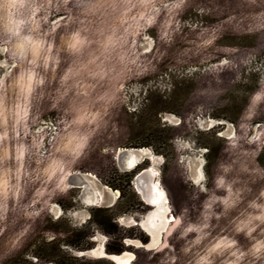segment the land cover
Listing matches in <instances>:
<instances>
[{"label":"rangeland","instance_id":"374dc122","mask_svg":"<svg viewBox=\"0 0 264 264\" xmlns=\"http://www.w3.org/2000/svg\"><path fill=\"white\" fill-rule=\"evenodd\" d=\"M30 2L0 0V84H14L7 91L0 89V193L6 186H12L13 174L34 166L33 153L40 159L47 154L45 149L63 123L60 110L52 111L46 104L32 100L35 87L43 82L44 76L40 67L21 76L18 62L22 53L15 52L14 42H9L15 30L22 37L31 38L30 25L17 28L31 15L27 8ZM89 2L81 0L82 4ZM6 3L24 7L9 13L3 7ZM167 3L182 9L175 27L182 30L185 38L211 29V39L215 40L216 31L224 27L219 47L206 58V63L198 59L184 69L186 73L196 74L193 79L177 81V76L172 75L175 87L170 97L168 82L157 79L126 85L115 101L104 94L82 105L78 123L92 124L103 110L107 112L104 128L91 141L77 170L62 176L59 186L65 188L67 183L68 196L59 201L45 200L40 207L25 206V217L43 214L41 219L33 226L29 222L0 234V264H114L96 255L82 256L100 246L107 254H127L131 257L130 264H173L175 257L171 253L176 250L168 243L175 219L172 213L185 212L193 220L198 217L203 197L196 189L205 191L202 149L209 150L205 172L211 174L212 165L223 151V141L235 144L237 125L234 124L240 120L241 128L249 127L241 117L242 110L258 84H264V16L261 15L264 0H167ZM68 19L63 13H35V28L44 36L38 42L47 44L49 33L55 38ZM152 19L146 17L145 23H151ZM157 39L155 29L141 33L136 38L138 55L152 56ZM80 44L79 39L74 41L75 46ZM199 88L223 90L224 95L216 104L198 110L190 93ZM81 91L87 95L88 86ZM94 105H99L96 111L92 110ZM196 129L200 131L198 136ZM252 132V139L264 134V124L257 123ZM136 143H146L141 148L150 150L156 161L146 159L136 171L126 172L118 166L116 154L125 149H141L130 146ZM79 146L77 142L73 150ZM258 162L264 167V153ZM49 168L55 174L57 170L63 171L64 165L51 161ZM152 169L169 204L166 215L169 224L158 247H150L152 236L142 225L156 208L148 205L135 189L137 173ZM76 174L90 176L96 190L105 195L103 204L91 205L81 199L82 189L75 183ZM247 188L240 207L214 221L212 231V236H223L217 237L221 244L237 241L243 250L251 246V241L243 233L235 232L233 221L264 191V181H250ZM6 211L7 207L0 209V215ZM69 222L80 227H70ZM173 243L178 250L181 247V252L190 246L187 238ZM257 264H264V259Z\"/></svg>","mask_w":264,"mask_h":264},{"label":"clouds","instance_id":"9594fccd","mask_svg":"<svg viewBox=\"0 0 264 264\" xmlns=\"http://www.w3.org/2000/svg\"><path fill=\"white\" fill-rule=\"evenodd\" d=\"M3 7L10 13L24 5L6 3ZM27 8L31 15L17 28L30 25L31 38L22 37L20 31L15 30L11 32L9 42H14L15 52L22 53L18 62L21 76L36 67H40L44 76L43 82L35 87L32 100L46 104L52 111L60 110L63 123L45 149L47 154L40 159L33 153L34 166L13 174L12 186H6L0 193V209L7 207L0 215V234L29 222L33 226L41 219L43 214L25 217V206L40 207L45 200L59 201L68 196L70 190L59 186L62 176L77 170L91 141L104 128L107 116V112L101 110V115L92 124H80L78 113L82 105L94 102L97 95L104 94L115 101L126 85L151 83L157 79L168 82L170 97L175 87L172 75L177 76V81L193 79L196 74L186 73L184 69L198 59L206 63V58L219 47L218 41L224 32V27L217 30L215 40L211 39V29L208 33L198 32L185 38L182 30L177 31L175 27L182 9L174 8L167 0H90L87 4H82L81 0H31ZM37 12L42 15L63 13L69 18L55 38L48 34V43L44 45L38 42L44 36L37 31L33 20ZM146 17L153 18L151 23H145ZM147 29H155L158 39L153 55L142 58L137 52L136 38ZM77 39L81 41L80 46L74 45ZM85 85L89 90L87 95L81 91ZM13 86L0 84V89L7 91ZM190 94L200 110L205 105L216 104L224 92L199 88ZM98 107L94 105L92 110L96 111ZM241 117L249 127L240 128L234 145L223 141V151L212 165L211 174L205 172L209 165L206 159L209 150L202 149L205 191L196 189L203 197L198 217L193 220L185 212L172 213L175 219L170 226L172 235L168 243L176 250L171 253L175 257L173 264H257L264 259V238H257L264 237V191L233 221L235 232L243 233L251 241L247 250L241 249L237 241L221 244L219 239L223 236H212L214 221L240 207L249 182L264 181V167L258 162L264 153V134L251 138L255 125L264 124V84L259 83L250 94ZM239 124L240 120L234 125L239 127ZM20 131H23V125ZM199 133L196 129L197 136ZM77 142L80 146L74 151ZM51 161L62 162L63 171L57 170L53 174L49 168ZM12 201L14 203H10ZM69 226L80 227L71 222ZM185 238L190 246L181 252V247L178 250L173 241L184 242Z\"/></svg>","mask_w":264,"mask_h":264},{"label":"flooded vegetation","instance_id":"af4514ba","mask_svg":"<svg viewBox=\"0 0 264 264\" xmlns=\"http://www.w3.org/2000/svg\"><path fill=\"white\" fill-rule=\"evenodd\" d=\"M153 162L156 161L155 157H153ZM156 172L152 170L141 175V180L135 183L137 191L140 193V196L147 202L148 204L153 205L156 210L155 212L142 223V225L147 229V231L152 236V244L153 247H158L161 243L163 231L167 228L169 221L166 217L168 213V203L166 202L165 193L162 191L160 185L154 179ZM103 200L100 201V203ZM87 202V200H86ZM89 203V202H87ZM90 204V203H89ZM103 250L101 249L98 254L102 255ZM131 257L128 256L123 260H119L118 264H130Z\"/></svg>","mask_w":264,"mask_h":264},{"label":"water","instance_id":"95a60500","mask_svg":"<svg viewBox=\"0 0 264 264\" xmlns=\"http://www.w3.org/2000/svg\"><path fill=\"white\" fill-rule=\"evenodd\" d=\"M134 150V151H137V149H125L124 151H122V153L120 154V159L123 160V166H124V171L126 172H133V171H136L139 166L147 159L146 157H143L142 155L137 159L138 162L132 166L131 168L127 167L126 166V163H127V160L130 158V152ZM146 170H140L137 175L135 176V183L139 182L141 179V175L143 173H145ZM74 176V175H72ZM71 176V177H72ZM77 178V180L75 181L77 187L79 189H82V194H81V199L86 202V200L89 198V197H92L91 196H88L89 193H91L93 190H95V186L93 184V181L92 179H90V176L88 175H80V174H76L75 175V179ZM135 189L137 190L136 188V185H135ZM138 192V191H137ZM103 195V197L105 198V195L101 192H99L98 196L100 195ZM139 194V193H138ZM103 198V200H104ZM87 203V202H86ZM97 204H103V201L100 203V202H97V203H94V204H91V205H97ZM149 205V204H148ZM151 206V205H150ZM153 207V206H151ZM150 247H153L150 246ZM103 247L100 246L98 249L96 250H92V251H86L83 253L82 256H85V255H96V256H99V258H105V259H109L110 261H112L114 264H118V261L119 260H123L124 258L128 257L127 254H120V255H114V254H107L105 250H103V253L102 255H99L98 252L102 249Z\"/></svg>","mask_w":264,"mask_h":264},{"label":"bare ground","instance_id":"6f19581e","mask_svg":"<svg viewBox=\"0 0 264 264\" xmlns=\"http://www.w3.org/2000/svg\"><path fill=\"white\" fill-rule=\"evenodd\" d=\"M122 151H124V150H121L120 152H118L117 154H116V161H117V164H118V166L121 168V169H123L124 168V166L122 165L124 162H123V160L122 159H120V154L122 153ZM143 156V157H146L147 158V160H151L152 162H153V157H155L152 153H151V151L150 150H148V149H146V148H141V149H137V151H134V150H132L131 152H130V158L127 160V163H126V166L127 167H129V168H131L132 166H134L137 162H138V158L140 157V156ZM155 158H157V157H155ZM123 162V163H122ZM155 163V162H154ZM124 170V169H123ZM154 171V170H153ZM146 172H148V171H146ZM145 172V173H146ZM157 173H158V171H157ZM144 174V173H143ZM67 184V183H66ZM64 185V186H66L65 187V189L66 188H68L67 187V185ZM101 193V192H100ZM139 193V192H138ZM98 194H99V192L95 189V190H93V193H92V197H89L88 199H87V202H89L90 204H94V203H97V202H100L101 200H103V195L101 194L100 196H98ZM140 194V193H139ZM89 196H91V195H89ZM149 205H151V204H149ZM151 206H153V205H151ZM154 207V206H153ZM103 250V249H102Z\"/></svg>","mask_w":264,"mask_h":264},{"label":"trees","instance_id":"16d2710c","mask_svg":"<svg viewBox=\"0 0 264 264\" xmlns=\"http://www.w3.org/2000/svg\"><path fill=\"white\" fill-rule=\"evenodd\" d=\"M240 128H241L240 125H239V127L237 126V137H238ZM260 135H262V134H260ZM130 146H132L133 148H141V147H144L147 145H146V143H136V144H131Z\"/></svg>","mask_w":264,"mask_h":264}]
</instances>
